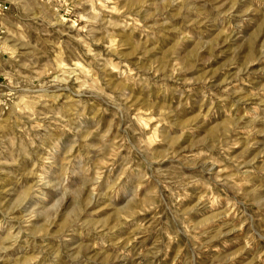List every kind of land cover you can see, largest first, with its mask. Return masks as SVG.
Returning a JSON list of instances; mask_svg holds the SVG:
<instances>
[{"label":"rangeland","instance_id":"1","mask_svg":"<svg viewBox=\"0 0 264 264\" xmlns=\"http://www.w3.org/2000/svg\"><path fill=\"white\" fill-rule=\"evenodd\" d=\"M0 264H264V0H0Z\"/></svg>","mask_w":264,"mask_h":264},{"label":"built area","instance_id":"2","mask_svg":"<svg viewBox=\"0 0 264 264\" xmlns=\"http://www.w3.org/2000/svg\"><path fill=\"white\" fill-rule=\"evenodd\" d=\"M6 9V7H4Z\"/></svg>","mask_w":264,"mask_h":264}]
</instances>
